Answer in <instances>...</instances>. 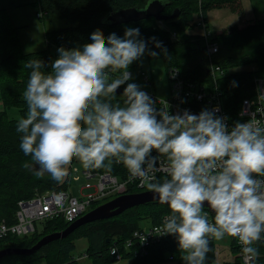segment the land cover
Segmentation results:
<instances>
[{"label":"clouds","instance_id":"obj_1","mask_svg":"<svg viewBox=\"0 0 264 264\" xmlns=\"http://www.w3.org/2000/svg\"><path fill=\"white\" fill-rule=\"evenodd\" d=\"M85 43L58 47L50 71L41 59L24 63L27 111L16 124L19 147L30 157L24 167L56 185L73 158L85 169L122 164L129 181L139 179L170 209L161 232L174 236L183 264H205L210 239L226 236L238 240L245 264H256V242L264 241V122L250 114L229 127L218 109L170 114L166 101L167 109H158L140 85L128 82L134 61L167 55L162 42L145 40L138 27L104 41L93 33ZM160 171L165 177L158 180Z\"/></svg>","mask_w":264,"mask_h":264},{"label":"trees","instance_id":"obj_2","mask_svg":"<svg viewBox=\"0 0 264 264\" xmlns=\"http://www.w3.org/2000/svg\"><path fill=\"white\" fill-rule=\"evenodd\" d=\"M150 0H36V16L38 19L53 14L64 18L67 24L46 30L44 39L46 48L22 52L16 37V30L10 24L6 10L0 9V222L15 221L17 203L26 200L37 192L46 190H65L67 178L60 184H50L44 178H37L33 169L25 168L24 164L30 160L19 147L20 134L16 132L17 121L27 111V104L23 98L26 89L29 69L24 67L28 60L41 59L45 62V71H50L52 55L50 46L56 48L64 46L66 49H79L87 46L86 38L96 33L101 41L110 33L122 36L125 27H138L140 35L145 40L155 37L167 50V55L156 58L148 56L150 60L160 59L166 71L175 68L180 77L185 79L205 81L209 87L208 72L209 55L207 42H215L218 51L211 56L215 64H220L222 73L217 76L226 95L227 105L232 108L238 106L242 97L252 93L254 77H264V17L253 18L247 23H235L219 31L205 34L209 25L208 11L213 8L228 6L239 12L240 0H168L164 4L163 12L170 14L175 8L179 9L176 18L157 20L152 16L112 23L106 16L118 9L128 7L144 8ZM45 12V14H43ZM40 13V14H39ZM240 13V12H239ZM198 21L204 22L203 27ZM205 28V29H203ZM148 49L160 53L153 42L148 43ZM118 74V73H117ZM148 79H151L148 76ZM237 82L236 87L231 82ZM127 83V82H126ZM124 85H122L121 91ZM117 95H119V93ZM122 99L121 97H117ZM15 108L17 116H11L9 111ZM72 160L77 161L75 158ZM93 172H109L118 180L126 178V169L122 164L112 163L108 169H90ZM160 180V179H158ZM99 201V200H98ZM170 213L167 205L149 202L125 209L118 215L95 219L85 222L71 231L65 237L52 240L40 246L28 255L9 253L0 258V264H82L73 256L75 241L85 238L87 246L84 256L86 264H113L115 255L111 248H115L122 258L129 259L132 264H183L182 252L177 248L174 236L165 235L147 247L146 254L137 253L138 245L134 242L126 247L133 232L141 228L140 220L148 221L150 225L162 220ZM70 222L62 218L45 221L40 230L29 235H6L0 237V249L29 248L42 236L63 230ZM231 249L236 251L233 242ZM230 244V245H231ZM260 255L256 264H264V244L257 243ZM210 251L207 253L205 264L214 260L215 243L209 241ZM221 264H231L224 262ZM233 264H243L237 256Z\"/></svg>","mask_w":264,"mask_h":264},{"label":"built area","instance_id":"obj_3","mask_svg":"<svg viewBox=\"0 0 264 264\" xmlns=\"http://www.w3.org/2000/svg\"><path fill=\"white\" fill-rule=\"evenodd\" d=\"M40 14V13H39ZM45 14V12L43 13ZM198 23L204 27L205 23L198 21ZM204 29V28H203ZM211 33L210 31L207 34ZM205 34V40L208 38ZM207 51L209 55L208 62V72L210 79L208 80L209 87L206 86L205 81H197L191 79H185L179 76L178 71L175 68H170L167 70L168 79L171 82V92L168 96H159L156 93L143 89L148 93L153 100L156 101V107L167 109V104L169 105L170 114H176L184 109L189 110L191 113L198 114L202 109H218L217 115L227 116L228 120L226 123L231 127L235 121L245 122L251 119L250 114H254L255 119L264 122V77H254L252 93L248 96L242 97L237 103L238 106L234 109L232 106L227 105L226 95L223 86L218 83L217 76L221 72L222 68L220 64H215L211 60V56L218 51V45L215 42H207ZM142 80L146 84H150V81L146 74L143 72ZM183 101V102H181ZM242 109H247V113L243 116L239 115ZM155 154V153H154ZM165 162L162 158V163ZM72 170L75 172L76 167L70 165ZM127 172V171H126ZM112 175V181L114 190L119 186L126 190V184L128 182H136V185L140 188H146L142 185L139 179L132 181L128 180V173H126V178L122 181L118 180L113 174L109 172H93L90 169L84 170L85 179L96 178V182L91 183L89 180L85 182L84 185L80 186V191L83 189L93 188L89 190L88 193H83L80 198L71 195L66 190H46L42 192L35 193L34 196L19 201L17 203L18 207L15 212V221L11 223L0 222V237L6 235L21 236L33 233L37 230L35 227V222H45L54 218H62L66 222L74 221L80 214L86 212L96 200L105 197L110 191L104 189L103 180H105L104 175ZM157 179H163L165 173L160 171L156 174ZM74 180H79L80 176L77 174L73 175ZM110 186V185H108ZM208 213L209 219L211 220L213 213L208 209H205ZM167 213L163 216L162 220L156 224L148 225L146 228L136 229L131 238L126 241L125 246L129 247L132 242L138 245L135 254L142 253L146 254L147 247L160 240L163 236L161 228L163 225V219L165 216L169 215ZM233 244L238 251V255L241 258L243 264H245L244 256L241 252V245L235 237H231ZM213 240V239H212ZM257 243L264 244V241H258ZM257 246V245H255ZM111 254L115 255L116 262L121 260L122 256L117 253L115 248L110 249ZM211 264H221L219 260V252L214 251V260Z\"/></svg>","mask_w":264,"mask_h":264},{"label":"rangeland","instance_id":"obj_4","mask_svg":"<svg viewBox=\"0 0 264 264\" xmlns=\"http://www.w3.org/2000/svg\"><path fill=\"white\" fill-rule=\"evenodd\" d=\"M36 0H0V9L3 8L6 10L9 22L12 26L18 27L16 30V37L20 44V50L22 52L35 51L46 48V42L44 39V32L46 30H51L67 24V21L64 18L56 17L53 14H48L47 16L38 19L36 16V5L34 4ZM239 12L231 11L228 6H223L220 8H213L208 12L207 17L209 21V27L212 31L220 30L226 25L239 23L242 19L259 18L264 17V0H240ZM247 17V18H246ZM252 20V19H250ZM244 21V20H243ZM249 20L244 21L247 23ZM207 29V33L209 30ZM50 53L52 55L51 61H54L58 57L57 48L55 46H50ZM128 71H131L132 80L129 82H135L140 85L142 89L150 90L156 93L159 96H168L171 92V82L168 79L167 71L163 62L160 59L150 60L145 56L142 57L140 61H134L130 66ZM143 71L151 79V84H146L139 73ZM11 116H17L15 108H11L9 111ZM73 166L76 167L74 172L70 166H67L64 171L67 173L68 184L65 189L71 195L80 198L82 194L88 193L89 190L93 188L83 189V192L80 191V186L84 185L87 180L91 183L96 182V178L85 179L84 170L79 161L73 160ZM77 174L80 176L79 180H74L73 175ZM105 180H103L104 189L110 191L105 197L96 200L94 204L87 210L93 209L98 205L107 202L114 197L127 193H137L141 191L148 190L147 188H140L136 185V182H128L126 184V190L120 188L119 186L114 190L112 181V175H104ZM116 177V176H115ZM117 178V177H116ZM123 181V180H122ZM110 185V186H108ZM163 205V204H162ZM86 211V212H87ZM84 212V213H86ZM84 213L80 214L77 218L82 216ZM76 218V219H77ZM140 227L146 228L149 223L144 219L140 221ZM35 227L37 230H40L42 224L40 222H35ZM216 250L219 252V260L221 263L230 262L233 264L238 255V251H233L232 247V238L226 236L222 240L213 239ZM231 244V245H230ZM87 246V241L85 238H79L75 241V250L73 251V256L78 258L82 264H86L87 260L84 256V251ZM84 256V257H83ZM241 261V258L239 257ZM114 264H132L129 259L123 258L118 260Z\"/></svg>","mask_w":264,"mask_h":264},{"label":"water","instance_id":"obj_5","mask_svg":"<svg viewBox=\"0 0 264 264\" xmlns=\"http://www.w3.org/2000/svg\"><path fill=\"white\" fill-rule=\"evenodd\" d=\"M163 10H164V4H161L159 0H150L146 3L144 8L128 7V8L118 9L116 11L109 13L106 16V19L111 21L112 23H120V22L138 20L152 16L157 20L165 21L176 18L179 14L178 8H175L170 14H165ZM119 91H121L120 88L117 89V92ZM149 202L158 203L156 200L152 198V194L149 192V190H145L137 193H127V194L118 195L113 199L104 202L93 209H90L79 218L70 222L63 230L51 232L42 236L34 245H32L29 248L0 249V258L9 253L28 255L30 253H33L43 244H46L52 240L61 237H65L71 231H73V229H75L76 227H78L79 225L85 222L95 219L109 218L118 215L127 208L138 206L141 204H146Z\"/></svg>","mask_w":264,"mask_h":264},{"label":"crops","instance_id":"obj_6","mask_svg":"<svg viewBox=\"0 0 264 264\" xmlns=\"http://www.w3.org/2000/svg\"><path fill=\"white\" fill-rule=\"evenodd\" d=\"M239 3H240V1H239ZM210 11H211V10H210ZM208 12H209V11H208ZM246 18H247V17H246ZM247 19L250 20V19H253V18L249 17V18H247ZM247 19H246V20H247ZM243 20L246 21L245 19H242L241 21H243ZM244 21H243V22H244ZM207 22H208V25H209L210 23H209V21H208V17H207ZM233 24H235V23H233ZM237 24H238V23H237ZM239 24H240V22H239ZM229 25H231V24H229ZM226 26H228V25H226ZM209 28H210V27H209ZM224 28H225V27H224ZM204 29H205V28H204ZM222 29H223V28H222ZM222 29H220V30H222ZM209 31L211 32L212 29L210 28ZM217 31H219V30H217ZM213 32H214V31H213ZM129 72L131 73V71H129ZM142 72H143V71H141V72L139 73V75L141 76V78H142V74H141ZM143 73L146 74L145 72H143ZM146 75H147V74H146ZM147 77H148V76H147ZM149 81H150V80H149ZM128 82H129V81H128ZM150 84H151V81H150ZM120 89H121V88H120ZM119 92H120V91H119ZM117 93H118V92H117ZM0 105H2L1 100H0ZM0 108H1V107H0ZM72 163H73V160L71 161L70 165H72ZM70 165H69V166H70ZM72 166H73V165H72ZM67 180H68V178H67ZM41 192H42V191H41Z\"/></svg>","mask_w":264,"mask_h":264}]
</instances>
